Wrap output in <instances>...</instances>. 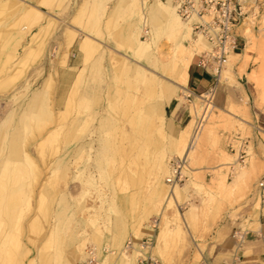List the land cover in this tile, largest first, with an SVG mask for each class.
I'll return each instance as SVG.
<instances>
[{
	"label": "rangeland",
	"instance_id": "1",
	"mask_svg": "<svg viewBox=\"0 0 264 264\" xmlns=\"http://www.w3.org/2000/svg\"><path fill=\"white\" fill-rule=\"evenodd\" d=\"M241 1L245 56L228 76L227 57L208 108L174 82L181 34L142 26L133 0H0V264H76L90 244L109 246L105 264H132L123 241L155 216L160 264H195L220 218L264 179V0ZM137 37L150 43L138 54ZM170 94L186 112L175 133ZM192 118L201 137L174 198L168 161L184 154L178 135Z\"/></svg>",
	"mask_w": 264,
	"mask_h": 264
},
{
	"label": "built area",
	"instance_id": "2",
	"mask_svg": "<svg viewBox=\"0 0 264 264\" xmlns=\"http://www.w3.org/2000/svg\"><path fill=\"white\" fill-rule=\"evenodd\" d=\"M171 2L177 13L184 20L190 21L194 31L200 33L207 43V49L199 61L212 78L205 92L200 93L202 98L206 99V94L212 93L216 88L227 55L240 47L241 39L237 28L246 17L245 4L241 0H171ZM189 95L190 93L187 97ZM226 144L233 147L231 137ZM246 154V149L240 145L238 158L243 161ZM186 164V155H175L169 159L168 172L165 176L169 186L179 184L185 179ZM263 184L264 179L259 181L260 186ZM147 225L149 232L139 238L127 237L123 241L121 250L125 253L135 252L139 264H160L159 258L152 251L159 218L155 216L149 219ZM240 234L238 229L233 232L234 236H240ZM109 251L111 249L107 245L98 247L90 244L85 247L83 259L76 264H105L101 254Z\"/></svg>",
	"mask_w": 264,
	"mask_h": 264
},
{
	"label": "crops",
	"instance_id": "3",
	"mask_svg": "<svg viewBox=\"0 0 264 264\" xmlns=\"http://www.w3.org/2000/svg\"><path fill=\"white\" fill-rule=\"evenodd\" d=\"M236 52L233 53L235 57L243 54ZM196 57L192 59L188 68L187 84H190V93H195L196 97H199L201 92H205L212 78L199 64L200 57L195 60ZM225 90L226 85L223 84L215 95L217 102H220L219 98ZM181 103V101H175L174 98L166 103L170 122L172 121L170 123L172 133L178 131L177 124L184 121L186 117L185 108L180 105ZM261 178H264V172ZM236 229L240 230V236L233 235ZM131 262L135 264L133 255ZM194 263L264 264V184L257 185L239 209L229 211L220 218L204 239L200 249V258Z\"/></svg>",
	"mask_w": 264,
	"mask_h": 264
},
{
	"label": "bare ground",
	"instance_id": "4",
	"mask_svg": "<svg viewBox=\"0 0 264 264\" xmlns=\"http://www.w3.org/2000/svg\"><path fill=\"white\" fill-rule=\"evenodd\" d=\"M151 1L150 0H133V4H134V6H135V8L137 10V13H138V16H139L140 20L142 19V22H141L142 23V26L145 27L146 25H149L150 23L152 25H154V21H157V22H161L162 21V22H164V24L166 26L165 27L167 29L166 32H168V33H170V32L171 33L172 32L178 33L179 32L181 34V37L175 42L174 47H172L173 52H172L171 55L173 57L172 58L173 61L176 62L175 64H176V67H177V73H178V76H180L177 79L178 82H176V81H174V82L178 86H181L183 88H186V86H187L188 68H189V66H190V64L192 62V59L195 57V55L201 54V53H203V51H205L207 49V43H206L204 37L200 33H198V32L195 31L198 39L192 41L189 46L186 45L185 44V41L186 40H189L191 38L192 32L194 31L191 22L190 21H188L186 23H183L182 22L181 17L177 13V11L175 9V6L171 2V0H155L153 3H150ZM145 7L149 8V11L148 12L145 11ZM171 33H170V35H171ZM248 34H249V32H248ZM249 35H251V34H249ZM167 36H169V35H167ZM82 41L84 42L83 43V46H85V45L86 46H90L92 44L91 41L89 39H87V38H84ZM149 44L150 43H148L147 41H143L142 39H139L137 37L136 38V46H135L134 52L135 53L136 52H139L140 53L143 49L148 48ZM81 47H82V45H81ZM82 48H85V47H82ZM85 50H86V48H85ZM85 50H82V51H85ZM86 51L88 52V49ZM235 51L236 50L230 52L227 55V57L229 58V60L227 61V68L224 70L225 71V74L227 76L229 74H231V65L233 63H235V60L237 59V57H235L232 54ZM245 51H247V50L245 49ZM159 53L162 54V53H164V51H162L161 49H158V54ZM136 54H138V53H136ZM159 56H160V54H159ZM201 57H202V55H201ZM200 60H201V58H200ZM136 70H137V73L139 75H146L147 74V71L143 70L140 66H138L136 68ZM222 70H223V68H222ZM222 70H221V72H222ZM220 75H221V73H220ZM149 76H151V74ZM153 76H154L153 79H156L157 80L156 75H153ZM218 82H217V84H218ZM217 84H216V86H217ZM212 93L208 94V96L206 97V100H207V103H206L207 105L206 106L208 108H210L212 106L214 107V105H213V99H214V97H213V94ZM172 94L168 95V97L166 98L165 103H167L170 100ZM200 97H202V96H200ZM193 105L195 107H197V103H193ZM198 111H199L198 109L195 110V112H196L195 113V116L198 113ZM201 130H202V127H200L199 125H197V121H195V118L190 119L189 122L181 129V131H180V133L178 135V140L181 141V142L179 141L180 142V153H183L184 152L183 155H186V158H188V156H191V154L193 153V151L195 149V144L197 145L196 142H198L197 141L198 138L200 139V137H201ZM188 139H190L189 140V143H187L188 142L187 141ZM186 166H187V164H186ZM164 168H165V166H164ZM241 168H243V167H241ZM219 177L221 179V180L219 179L220 181H218L219 184L220 185L222 184L223 186L226 185V178H225V176H223L222 178H221V176H219ZM176 186H181V184H175V185H173V187H176ZM176 193L177 194L179 193V189L177 187L173 191L174 198H175V194ZM173 200H176V199H173ZM168 201L170 202V200H168ZM178 219H180V218H178ZM165 231L167 232V230H165ZM180 232H181V230H179V234H180ZM130 254H132L133 257H134V259H135L136 253L133 252V253H130ZM128 257H129V255L123 254V259L124 260L129 261L130 259Z\"/></svg>",
	"mask_w": 264,
	"mask_h": 264
}]
</instances>
